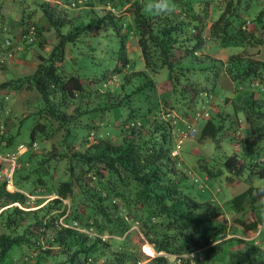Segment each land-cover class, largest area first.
Returning a JSON list of instances; mask_svg holds the SVG:
<instances>
[{"label":"trees","instance_id":"16d2710c","mask_svg":"<svg viewBox=\"0 0 264 264\" xmlns=\"http://www.w3.org/2000/svg\"><path fill=\"white\" fill-rule=\"evenodd\" d=\"M71 1L35 3L33 10L38 7L54 41L45 54L36 53L30 71L0 81L1 89L28 91L25 105L31 112L30 141L15 158L13 189H7L6 179L0 177V264H13L8 256L12 245L20 249L14 264H137L127 244L134 220L156 252L139 264H174V258L179 264H264V242L223 237L226 222L218 218L225 208L237 213L236 222L247 228L259 223V232L264 213L255 212L254 186L247 184L221 205L213 193L200 198L201 189L191 187L196 176L180 160L179 150L170 152L176 130H185L191 116L204 109L207 115L197 116L204 119L200 136L215 137L224 118L241 130L238 117L225 109L229 103L234 115L241 113V138L248 140L249 135L256 143L240 155L227 154L221 164L232 173L245 167L247 175L264 176V60L245 50L246 45L264 43V0H169L172 12L150 11V0ZM19 19V29L0 44V62L7 53H23L26 44L40 48L44 42L35 21ZM131 35L143 69L132 68L133 60L126 54L125 41ZM215 46L237 50L222 61L204 50ZM65 49L70 55L66 58ZM102 50L104 58L111 59L106 65L89 73L77 71L72 52L97 60ZM161 68L167 70L168 87L150 76ZM207 70L212 85L220 73L236 82L234 95L223 96V109L216 108L215 121L208 110L214 100L212 85L203 84ZM242 83L250 89L241 88ZM176 89L188 99L199 93L201 108L195 104L198 99L189 110L176 108L168 99ZM137 98L144 100L142 106L134 103ZM122 105L127 109L117 136L109 130L99 132V120L85 115L95 110L101 117L110 107ZM173 108L179 114L171 112ZM10 119L0 116V154L22 143H14L15 126L6 125ZM35 136L49 140L50 146L33 151ZM204 168L207 176L218 172ZM50 188L55 196L44 201L39 193ZM247 210L253 217L244 221ZM61 215L91 233L85 226L80 230L59 224ZM104 253L107 260L97 262ZM172 254L177 257L171 262Z\"/></svg>","mask_w":264,"mask_h":264},{"label":"rangeland","instance_id":"374dc122","mask_svg":"<svg viewBox=\"0 0 264 264\" xmlns=\"http://www.w3.org/2000/svg\"><path fill=\"white\" fill-rule=\"evenodd\" d=\"M40 0H0V11L3 13V19L0 21V44L2 43L3 39L7 36H11L12 32H16L19 29V22H20V16L22 17V22L25 23L26 21H35L36 25L39 27L40 32V38L43 39L44 42L41 44L40 48L33 44H26L24 45V52L21 53L18 51L15 54L12 55H5L2 56L0 62V81L4 78H8L10 76H18L20 74L27 73L30 71L36 63V53L40 52L45 54L47 50L51 47L53 41H54V33L52 32V29L49 27H46L47 25L44 22V19L41 17L38 7H35V3H37ZM59 1V0H56ZM219 6L221 5V2H218ZM69 4V3H68ZM76 10L74 9L73 12ZM253 23L249 22L248 27H251ZM1 26H4L5 29H1ZM253 29V28H252ZM67 48V47H66ZM235 46H215L214 48H205L204 50L208 52L211 56L217 57L220 60H225L226 56L229 52L236 51ZM68 49H65V58L70 56ZM245 50L247 53L253 55L254 57H257L259 59L264 60V43H260L258 45L250 46L246 45ZM125 51L126 54L133 60V67L134 69H143V63L140 57L139 49L136 43V38L134 35H131L127 38L125 41ZM104 51H100L97 54V60L96 58H89L86 56H83L79 54V52H72L71 56L73 58V61L76 63V69L80 73H89L93 67H96V70L101 69L103 65H106L107 62H109L111 59L109 57L104 58ZM103 53V55H102ZM90 60H95L96 63L90 62ZM67 63V62H66ZM194 63V64H193ZM196 61H192V64L195 65ZM111 64L108 63L107 66H110ZM198 73H201L198 71ZM204 73V72H203ZM208 77L204 80V83L206 86H211V74L209 70H207ZM205 74H202L200 77H204ZM150 76L158 83V85H161L164 87L169 86L168 78H167V70L165 68H161L157 72L150 73ZM234 85H236L235 81L230 80L225 74L219 75V78L217 81L212 85V91H213V103L208 107L207 104H205L206 107H208L209 113L212 115V120H217L218 117L215 114L216 108L223 109L225 106L226 111H229L232 117L236 116L239 120V127L237 124H234V127L229 126V119L224 118L222 123V131H218L215 137H206V136H200L198 133V128L201 127L203 124L204 119L199 117L195 121L196 125V133L193 134V136H184L182 138L180 149H179V158L182 160V163L188 167L193 174L196 176V181H193L192 188L195 189V187L200 188L199 190V197L205 198L208 197L210 194L213 193L214 199H216L217 203L221 205L222 201L225 202V200L233 195L234 193L244 189L247 184L255 185L258 183H264V176L259 177L255 174L251 173L247 175V170L245 167L241 169L239 173H232L229 172L223 164H221V161L224 156L227 154H230L232 152H235L237 155H240L242 152H244L246 149H249L253 147L255 142V138L251 136H247L248 140L241 138V135L243 136L242 131H244V122L241 119L240 115L241 113L237 112L236 115L232 112V106L229 103L224 104L222 97L223 96H233L234 91ZM239 86L243 89L249 90L250 88L248 85H245L244 83L239 84ZM162 87V88H164ZM159 90V89H158ZM28 91H25L24 89H21L20 91H16L14 89H1L0 88V116L7 119L8 117L11 118L6 125L9 127H14L11 132H15L13 136L14 143L22 142L25 145L30 141L29 135H28V127L31 123V112L30 107L25 105L26 98L29 96ZM32 94V93H31ZM3 95H6V98H3ZM199 93H195L194 98L188 99L187 96L180 94L178 90L171 92L168 94V99H170L176 108H182L185 110H189L193 107L194 101L198 99L197 104L200 103L199 100ZM188 101V105H187ZM134 103L139 104L142 106L144 103V100L142 98H137ZM216 103H219L216 105ZM224 104V106H223ZM218 106V107H217ZM198 108H201V104L197 106ZM126 109L127 106H115L110 107L104 115L101 117H98V112L95 110H92L90 112H86V116H93V118H97L99 121L97 129L99 132H103L104 130H109L113 136H117V130L119 128V121L123 119L126 115ZM203 109V108H202ZM205 110V109H204ZM192 110H190L191 112ZM174 114L177 113V110L173 108L171 111ZM233 113V114H232ZM176 115V114H175ZM190 115V113H189ZM15 122V123H14ZM15 124V125H14ZM103 128V129H102ZM233 133V136H232ZM58 134V133H57ZM55 134L53 139H57L58 135ZM57 135V136H56ZM229 137H233V141ZM91 138V137H90ZM115 141H117V137L113 138ZM237 139H240V141H236ZM37 143V147L34 148L33 151L39 152L42 149H40V146H43L44 148H48L50 146L49 140L40 141L38 136H35L34 139ZM52 140V139H51ZM252 143V144H251ZM256 143V142H255ZM240 157V156H239ZM240 159H242L240 157ZM239 159V160H240ZM6 161L1 160L0 167L5 166ZM61 166V163H60ZM211 168L212 170L218 171L216 174L207 176L205 174V168ZM191 175V173H188ZM2 174H0V177ZM189 178V177H188ZM190 179V178H189ZM191 180V179H190ZM189 184L191 183L189 180L187 181ZM7 188V187H6ZM9 189V188H7ZM13 189V188H12ZM11 190V189H9ZM54 193L52 188L50 189H44L41 193H39V196L44 198V201L47 198L53 197ZM38 195L33 196L32 198L37 197ZM27 204H31V202H28ZM225 204V203H223ZM68 206V203H67ZM224 207V206H222ZM257 213H264V206H261L258 204V200L255 202ZM28 208H31V205L28 206ZM221 214L218 216V218H224L226 222V229L227 232L223 235V237L236 235L238 237L242 238H253L254 240H259L257 242L263 243L264 242V227L260 229L258 232V227L260 224L258 223L254 228H247L243 225V223L236 222L235 217L237 213H234L232 211H228L225 208H222ZM122 214L126 218V214L124 211H122ZM253 214H251L248 210L244 212L242 215V219L244 221H248L252 219ZM85 226V225H84ZM84 226H81L83 228ZM87 230L89 228L85 226ZM233 229H237L236 231H233ZM128 246L132 247L133 251L135 252L138 260L137 264L139 263H145L150 257L156 254L154 251L152 245L145 241L142 237V234L139 230L137 222L131 221L130 227L128 229ZM258 232V234H257ZM104 235V234H102ZM121 238V236L117 237ZM147 245H150L151 248ZM152 249L151 253L150 250ZM20 249L17 245H12L8 250V256L12 258L13 264L17 263L20 259ZM173 257H177L174 254L168 255L169 261H173ZM107 260L105 253L100 254V256L97 259V262ZM175 260V258H174ZM174 264H179L174 263Z\"/></svg>","mask_w":264,"mask_h":264},{"label":"built area","instance_id":"2783aa9c","mask_svg":"<svg viewBox=\"0 0 264 264\" xmlns=\"http://www.w3.org/2000/svg\"><path fill=\"white\" fill-rule=\"evenodd\" d=\"M81 1L83 0H73L70 2L71 5L73 4H77V3H80ZM7 55H11V53H7ZM199 115H207V111L206 110H201V111H198V112H195L194 115L191 116V118L187 121V127L185 130H176V138H175V141H174V146L172 147L171 149V154L172 155H175L178 153V150L180 148V144H181V141H182V138L184 136H190L193 134V132L195 131V127H194V121L195 119L197 118V116ZM0 129H2V127L0 126ZM26 148L25 144L23 143H18L16 145V149L14 151H11V152H2L0 154V162L1 160H4L6 161V165L5 166H1L0 167V174H2L1 177H4L6 179V184L5 186L9 189H12L13 188V185H12V182H11V176H12V170L15 166V158L16 156L18 155V153L22 152L24 149ZM28 196L30 198H32L33 196L35 195H32V194H28ZM67 212V211H66ZM58 223L61 224V225H64V226H70V227H74V228H79L76 226V222L72 221L71 223L70 222H66L64 220V216L61 215L60 217H58ZM80 230H83V228H79ZM87 233L91 231L89 230H85ZM107 235H102V237H106ZM191 254V253H190ZM175 262L178 263V259L176 258L175 259Z\"/></svg>","mask_w":264,"mask_h":264},{"label":"clouds","instance_id":"9594fccd","mask_svg":"<svg viewBox=\"0 0 264 264\" xmlns=\"http://www.w3.org/2000/svg\"><path fill=\"white\" fill-rule=\"evenodd\" d=\"M149 10L150 11L151 10H159V11L172 12V11H174V8H172L170 6L169 0H150ZM254 188H255V191H256L258 204L261 205V206H264V183L255 184ZM53 196H55V194ZM89 231H91V230H89Z\"/></svg>","mask_w":264,"mask_h":264},{"label":"bare ground","instance_id":"6f19581e","mask_svg":"<svg viewBox=\"0 0 264 264\" xmlns=\"http://www.w3.org/2000/svg\"><path fill=\"white\" fill-rule=\"evenodd\" d=\"M147 246H149V247L151 248V246H150V245H147ZM151 251H152V249L150 250V253H151Z\"/></svg>","mask_w":264,"mask_h":264}]
</instances>
